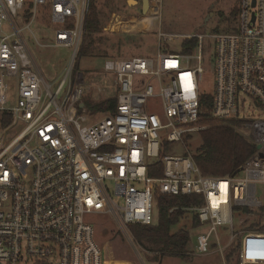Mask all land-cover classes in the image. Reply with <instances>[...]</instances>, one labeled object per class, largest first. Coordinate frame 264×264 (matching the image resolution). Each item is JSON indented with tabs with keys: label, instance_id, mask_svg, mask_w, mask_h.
I'll return each mask as SVG.
<instances>
[{
	"label": "built area",
	"instance_id": "obj_1",
	"mask_svg": "<svg viewBox=\"0 0 264 264\" xmlns=\"http://www.w3.org/2000/svg\"><path fill=\"white\" fill-rule=\"evenodd\" d=\"M90 1L0 0V264H104L89 217L109 214L127 234L132 225H154L159 196L202 197V205L171 212L198 218L195 255L214 247L223 255L221 228L232 243L236 216L259 212L264 219V116H251L264 115V0H233L235 30L193 35L199 43L191 54L165 51L159 33L156 57L105 61L117 106L98 120L84 103V76L74 70ZM162 1L150 0L147 18L159 19ZM39 8L56 26L51 46L74 52L56 87L38 70L23 36L31 24L15 23L28 15L36 21ZM208 39L215 44V86L207 112L254 147L240 172L225 178L205 176L187 145L213 128L201 123ZM242 247V264H264V232L246 234Z\"/></svg>",
	"mask_w": 264,
	"mask_h": 264
},
{
	"label": "rangeland",
	"instance_id": "obj_2",
	"mask_svg": "<svg viewBox=\"0 0 264 264\" xmlns=\"http://www.w3.org/2000/svg\"><path fill=\"white\" fill-rule=\"evenodd\" d=\"M91 1L92 4L90 5H93L100 12L102 26L99 32L92 37L94 52L88 56H81L80 54L75 60L72 48L50 47L54 40L53 31L56 26L50 22V16L46 15L47 13L42 8H39L37 19L34 22L31 19L22 22L23 17L15 20V23L21 28L31 24L30 29H26L23 36L27 40V46L35 65L48 83L56 87L61 79L64 78L74 60V70H78L84 76V82L88 88V93L84 99L85 104L86 102L98 104L117 96V87L113 74L104 71L105 61L141 56L156 57L159 52V33L166 37V42L163 41L162 46L167 48L166 45L169 44V49L177 51L181 47V41L190 40L193 35H213L210 32L212 28L218 26L220 21L222 22L223 19L228 17L229 14L227 12L234 5L233 0H163L160 10H158L159 14L157 16L159 19L156 20L155 18L153 21L149 20L151 18H147L148 16H143L142 0H134L138 4H130L129 1L131 0ZM90 10H92V6L89 8V13ZM211 13L213 16L209 18ZM130 23L132 24L130 25ZM149 24H152V26ZM127 25L129 28L126 30L125 26ZM141 27H144V29L140 31ZM217 28L220 29L221 26ZM3 31L10 33L12 28L10 25H5ZM39 43L49 47H42ZM87 43L88 38L85 37L83 45ZM204 49L203 66L205 67L206 76L202 87L205 92L212 93L215 86V62L213 58L215 44L211 39L205 41ZM11 103V106H14L12 99ZM104 115L93 112L92 117L98 120ZM251 116L263 117L264 115L256 111ZM201 144V135L194 134L187 145L192 154H194ZM174 148L178 151L176 153L179 154L181 147L177 145ZM259 190L261 194L260 200H264L263 186L260 185ZM115 199L119 204H123L122 199ZM262 215V213H258L256 216L251 217L245 215L236 216L232 243H230L232 235L229 229L224 227L219 230L220 242L226 248L224 254L221 255L215 252L217 247H214L211 254L197 256L193 253V241L199 229L194 224L195 214L190 212L186 214L184 220L176 228L177 230L174 231H178L181 228L189 231L191 235V242L189 243L191 259L187 261V259L182 257L166 256L157 263L224 264L225 262L226 264H242L241 256L243 250L247 254V247H242L243 238L246 234L252 232L247 230V228L252 223L259 222V219L264 222ZM157 217L158 212L156 210L155 223L158 222ZM89 220L94 224L96 230L95 239L102 249L104 264L156 263L151 261L153 255L137 245L131 229H129L127 234L123 233L113 216L105 213L96 214L89 217ZM239 239L240 251L235 252L236 242Z\"/></svg>",
	"mask_w": 264,
	"mask_h": 264
},
{
	"label": "trees",
	"instance_id": "obj_3",
	"mask_svg": "<svg viewBox=\"0 0 264 264\" xmlns=\"http://www.w3.org/2000/svg\"><path fill=\"white\" fill-rule=\"evenodd\" d=\"M90 4H92V1ZM91 6L92 10H90V13L88 14L85 34V37L88 38V43L83 45L79 53L81 56H88L94 52L95 48L92 37L99 32L102 26V19L99 10L93 5H90V8ZM227 13L229 15L226 19H223L222 22L217 21L219 22L218 26H221V28L219 29L217 28L218 26H214L210 32L218 34L228 33L235 30V21L238 10L235 8ZM27 17L31 19L30 15ZM143 29L144 27H141L140 31ZM198 43L199 42L196 39L181 41V47L177 51L169 49V44H167L165 51L191 54L195 51ZM212 103L213 96L211 93L201 96V107L203 109V113L201 114L203 120L201 123L212 126L213 128L200 133L202 144L193 154V159L205 176L219 178L234 176L240 172L242 165L252 155L254 147L231 128L221 126L227 121L214 119L207 112V110L211 108ZM86 105L94 113L105 114L114 112L117 106V96L98 104L86 102ZM157 176H161V172ZM158 199V222L151 226L132 225L130 229L134 239L141 249L153 255L151 258V261L153 262L157 263L166 256L182 257L189 261L191 259V253L189 251L191 235L189 231L184 228L174 231L177 230L176 228H178L188 213L183 210H176L174 212H171V210L175 207L202 205L203 198L159 196ZM236 212L242 214L249 213L247 209H237ZM259 220V222L252 223L247 230L264 232V222L262 219ZM194 224L196 227H199L200 225L196 216ZM234 251H240V239L236 242Z\"/></svg>",
	"mask_w": 264,
	"mask_h": 264
},
{
	"label": "water",
	"instance_id": "obj_4",
	"mask_svg": "<svg viewBox=\"0 0 264 264\" xmlns=\"http://www.w3.org/2000/svg\"><path fill=\"white\" fill-rule=\"evenodd\" d=\"M130 2V4H138L136 1H134V0H131V1H129ZM142 14H143V16H149V15H151V10H150V0H142ZM213 16V14L211 13L210 15H209V18L210 17H212ZM209 18H207L208 20H209ZM208 20H206V21H208ZM81 107L83 108V107H85V104H81Z\"/></svg>",
	"mask_w": 264,
	"mask_h": 264
},
{
	"label": "crops",
	"instance_id": "obj_5",
	"mask_svg": "<svg viewBox=\"0 0 264 264\" xmlns=\"http://www.w3.org/2000/svg\"><path fill=\"white\" fill-rule=\"evenodd\" d=\"M45 16H46V15H45ZM26 17H27V16H26ZM27 19H29V18L27 17ZM53 36H54V34H53ZM53 39H54V38H53ZM53 42H54V40H53ZM39 44L41 45V43H39ZM52 44H53V43H52ZM52 44H51V45H52ZM51 45H50V47H51ZM42 47H49V46H46V45H43V44H42Z\"/></svg>",
	"mask_w": 264,
	"mask_h": 264
},
{
	"label": "bare ground",
	"instance_id": "obj_6",
	"mask_svg": "<svg viewBox=\"0 0 264 264\" xmlns=\"http://www.w3.org/2000/svg\"><path fill=\"white\" fill-rule=\"evenodd\" d=\"M146 20H148L147 18H146ZM150 20V19H149ZM225 191V188H223V192Z\"/></svg>",
	"mask_w": 264,
	"mask_h": 264
},
{
	"label": "flooded vegetation",
	"instance_id": "obj_7",
	"mask_svg": "<svg viewBox=\"0 0 264 264\" xmlns=\"http://www.w3.org/2000/svg\"><path fill=\"white\" fill-rule=\"evenodd\" d=\"M141 5H142V2H141Z\"/></svg>",
	"mask_w": 264,
	"mask_h": 264
}]
</instances>
